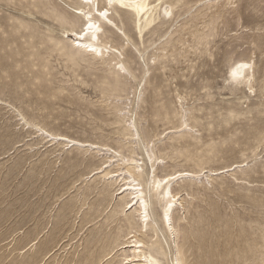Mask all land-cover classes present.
Returning <instances> with one entry per match:
<instances>
[{"label": "bare ground", "instance_id": "obj_1", "mask_svg": "<svg viewBox=\"0 0 264 264\" xmlns=\"http://www.w3.org/2000/svg\"><path fill=\"white\" fill-rule=\"evenodd\" d=\"M10 1H15L14 3H17L22 10L25 9L26 15L10 16V18L7 17L6 22L0 21V35H2L0 36V69L6 71L4 76L0 75L2 79L0 87L2 89L9 87L8 91L12 99L21 100L27 106L37 102L38 105L43 104L40 109L48 108L47 102L51 103L53 99H57L65 89L62 85L50 87V83H47L52 80L48 78L50 68L46 58L55 53L57 58L64 60V67L72 70L73 79L71 80L79 87L87 86L90 80L78 73V69L81 68L82 72H86V76L93 78L92 86L100 92L101 103L112 109L110 112L113 118L110 120L112 125L117 124L115 128L113 127V133L117 134V142L121 138H129L137 145L139 141L134 138L141 134L146 159L152 162L151 169L144 176L140 171L138 159L134 158L136 151L134 147H128V154L123 155L120 146L111 147L106 143L87 142L53 129L49 130L44 124L35 120L33 115L27 116L21 108L18 109L21 124L35 129V132L40 133L41 139L49 137L48 141L51 143L61 140L58 143L61 144V148H65L68 144L88 146L89 148L80 151L83 155L91 147L95 148L93 145H97L98 151L102 149L111 151L109 160L119 156L120 160L133 161L130 166L124 168L123 176L121 172L118 173L121 168L101 170L102 165L108 160L92 165L87 172L102 171L100 179L105 184L98 193L101 195L107 188H111V193L108 200L101 195L102 197L96 202L88 204L86 210L83 208L86 203L84 201L77 206L75 215L77 217L79 214L78 217H81L79 229L98 219L109 207L107 214L103 217L104 221L95 231L98 232L109 221L117 220L118 222L113 230H108L109 234L106 235L109 237L96 251L87 250L82 254V259L75 260L74 254L79 245L75 246L66 264H190L188 253L191 252L192 244L189 238L191 236L201 238L198 230H201L202 217L198 213L188 225L183 221L187 218L186 204H190L194 198L206 191L207 185H204L202 180L212 184L217 180L214 175L232 170V173H229L232 181L243 184V188L248 190L249 185L246 184L250 181H245V176L256 169L243 161L237 164H226L219 168H213L204 162L196 163L190 169H173L163 175L156 174L155 163L167 158L172 159L175 153L185 155L191 160L193 157L188 154V147L193 144L195 150L200 148L197 146V135L194 129L199 120L198 116L192 114V108L184 105V96L180 92L175 90L173 97L175 101L164 98L165 95L161 89L164 85L161 83L160 75L163 74L162 70L167 66L166 63L175 57L179 44H184V52L193 53L196 59H201L205 53H208L209 58L212 57L213 52H210V47H212L214 35L218 32L217 25L220 20L227 23L232 18L238 24L241 19V13L235 4L237 0H69L72 2V8L64 7L55 0ZM102 12L106 15L101 16ZM230 13L235 14L229 19L226 15ZM31 16H34L35 20ZM39 18L44 19V22L56 24L58 31L54 33L53 26L48 23L42 27L38 22ZM179 19H181L180 23H178ZM89 25L92 27L89 28ZM185 29H188V32H185L187 36L183 34ZM146 35L148 36L145 38ZM253 40L258 47L264 42L263 33ZM125 41L127 45L131 43L134 46L132 47L138 53L137 56L131 55L130 50V53L126 51L123 53ZM14 43L15 45L12 46ZM246 54L244 52L236 58L228 57V76L224 77L223 82H225L224 87H229L231 91L242 90L250 94L255 91V62L252 60L253 57ZM136 57L142 58L140 69L136 68V64H139L138 58L137 62L135 60ZM97 65L100 66L98 70L100 72L93 70ZM190 68H196V65H191ZM151 70L154 73L151 74ZM25 83H30L32 87H23ZM261 85L264 86V83L262 82ZM147 90L149 94L145 96ZM173 101L178 103V107ZM263 104L260 102L259 105ZM145 107L146 117H144L145 113L140 111ZM237 110H228L230 116L238 119V115L241 114L243 117L242 114L247 111L249 113L251 109L247 108L244 112ZM257 111L259 114L262 109ZM48 117L49 114L43 118ZM173 118H176V124L171 128L178 130L169 131L167 138L174 139L179 144H170L171 150L168 152L165 146L155 150L153 137H158L159 134H151L149 127H141V132H137V124L141 122V119L156 124L159 121L171 122ZM252 128L251 134L257 141L259 143L264 141L263 129L257 124ZM174 133L175 135H172ZM218 151L219 149H215L213 145L201 147L206 161L215 157ZM258 155V152H254L253 159H256ZM76 158L68 157L66 167L72 169L79 164L78 159L83 161V158ZM244 166L247 169H244ZM120 180L123 184L115 188ZM222 181V179L216 181L217 186L222 187L224 184ZM91 188L92 186L85 185V199ZM116 195L119 197H115ZM148 200L152 201L154 208L159 206L156 215L160 226L149 217ZM210 206L211 212H214L216 207L212 203ZM129 210L131 211L128 212ZM234 225H237V237L242 243V254L250 253L255 256L251 262L247 263L264 264V215L260 218L246 219L233 214L225 222L224 228L233 230ZM162 229L166 231L167 237L172 239L174 252L171 251L167 237L158 235V230ZM37 233L38 230H34L31 233L33 238L27 241L32 250L39 242ZM27 238L29 233L26 235ZM94 238L86 240L85 248L92 241L100 240ZM59 241L60 239L55 240L48 236L36 252L40 257L39 260L37 256L34 257L33 264H39V261L44 260L53 247L59 245ZM60 249L61 246L58 250ZM58 262L57 259L55 264H59Z\"/></svg>", "mask_w": 264, "mask_h": 264}, {"label": "rangeland", "instance_id": "obj_2", "mask_svg": "<svg viewBox=\"0 0 264 264\" xmlns=\"http://www.w3.org/2000/svg\"><path fill=\"white\" fill-rule=\"evenodd\" d=\"M55 1L64 7L72 8V2L69 0ZM14 2L0 0L1 22H6L10 16L26 15L25 9L22 10ZM236 2L241 19L236 24L231 18L235 13H230L226 15L229 19L231 18L229 22L223 23V20H220L217 25L218 32L213 37L214 44L211 43L212 47H210V52H213L212 57L209 58L208 53H205L206 55L203 54L201 59H196L193 53L184 52V44H179V49L175 51V57L166 63L167 66L162 70L163 74L160 75L161 83L164 85L161 88L165 95L164 98L175 101L173 98L175 90L180 92L184 96V105L192 108V114L198 116L200 121L198 120L194 129L197 135V146L200 148L195 150L193 144L188 147L187 152L193 157L191 160L185 155L175 153L172 159L167 158L155 163L156 174L163 175L173 169H190L196 163L204 162L213 168H219L226 164H237L243 161V163L248 162L256 169L245 176V181H250L249 184H246L249 185L248 190L243 188V184L232 181V177L229 175L232 170L214 175L216 181L219 179L224 181L222 187L217 186L216 181L210 184L202 180L204 185H207L206 191L194 198L190 204H186L187 218L183 221L188 225L198 213L202 217L201 230H198L201 238L192 236L189 238V242L192 244L191 252L188 253L190 264H246L251 262L255 256L250 253L242 254V243L237 237V225L233 226V230H226L224 225L233 214H238L246 219L249 217L260 218L264 215V141L259 143L251 134L252 127L256 124L264 131V104L259 105L260 102L264 103V86L261 85L262 82L264 83L262 81L264 79V42L260 43L261 45L259 44L258 47H256V43H253V39L257 35L262 33L264 35V0H237ZM31 18L35 20L34 16ZM38 22L42 27L48 23L40 18ZM50 26H53L54 33L59 29L56 24H50ZM185 32H188V29L183 30V34ZM130 44L127 45L125 41L123 53H130V50L134 52H131V55L137 56L138 53L133 48L134 46ZM226 50L228 53L225 52ZM244 52L249 57H253L252 60L255 62V91L250 94L242 90L231 91L229 87H224L225 82H223L224 77L228 76V57L236 58L237 55ZM140 58L137 59L140 64H136V68L139 67L137 69L141 68L142 58L141 61ZM46 59L49 61L50 68L48 78L52 80L47 83H50V87L62 85L65 88L63 94L61 93L57 99H53L51 103L47 102L48 108L40 109L43 104L38 105L37 102H32L27 106L21 100L12 99L8 91L9 87L3 89L0 87V264H33L34 257L37 256V260H39L40 257L36 252L48 236L55 240L60 239L59 245L53 247L45 259L39 261V264H55L57 259L59 264H66L74 247L78 245L74 254L75 260L82 259V254L87 250L96 251L101 243L109 237L106 235L109 234L108 230H113L118 221H109L98 232L95 231L104 221L103 217L107 214L109 207L102 216L87 223L80 230L81 217H78L79 214L77 217L75 215L77 206L84 201L86 203L83 208L86 210L88 204L91 205L102 196L108 200L111 188L104 190L102 196L98 193L105 184L100 179L103 169L121 168L118 173L121 172L120 174L123 176L124 168L133 162L130 159L120 160L119 156L109 160L111 151L106 149L98 151L97 145H93L95 148L91 147L83 155L80 154V151L89 148L88 146L68 144L65 148H61V144H58L61 140L51 143L48 141L49 137L41 139L39 132L21 124L18 109L21 108L27 116L33 115L35 120L44 124L49 130L53 129L62 134H68L72 138L87 140V142L106 143L111 147L120 146L123 155L128 154V147H134L136 150L134 158L138 159L143 175L145 176L151 169L152 162L146 159L141 134L134 138L139 141L137 145L129 138H121L117 142V134L113 133L117 124L112 125L111 123L112 109L110 106L108 108L104 105L103 102L101 103L100 92L92 86L93 78L86 76V72H82L81 68L78 69V73L82 76L85 75L86 79L90 80L87 86L79 87L71 80L73 79L72 70L64 67L63 59L57 58L55 53L50 57L47 56ZM191 65H196V68L191 69ZM99 69L100 66L97 65L93 70L100 72ZM2 71L0 69V75L4 76L6 71ZM150 72L154 73L153 70ZM158 72L156 71L157 74H160ZM1 82L2 79H0V85ZM23 87L31 88L32 85L25 83ZM73 88L75 89L72 90ZM148 92L147 90L145 96L149 94ZM175 105L178 107V103ZM247 108L251 109L249 113ZM260 108L262 112L258 114L257 110ZM231 109L242 110V112L246 110L247 113H243V117L241 114L238 115L237 119L230 116L228 110ZM140 111L145 113L146 107ZM48 114L49 117L44 119L43 117ZM144 115V117L147 116L146 113ZM174 124H176V118H173L171 122L159 121L156 124L141 119V122L137 124V132H141V127H149L151 134H159L158 137H153L155 150L165 146L168 152L171 150L170 144H179L176 140L167 138L171 131L178 130L171 128ZM208 145H213L219 151L215 157L206 161L205 153L201 152V147L206 148ZM254 152L259 154L256 159H253L252 156ZM68 157L83 158V161L78 159L79 164L69 169L66 167ZM102 160H108L102 165V171L87 173L92 165H98ZM244 169L247 167L244 166ZM200 177L203 176L200 175ZM106 181L108 180L106 179ZM122 184L123 181L120 180L116 183L115 188L118 185L121 187ZM85 185H90L93 188L87 193L86 199L84 198ZM115 197L118 198L119 195ZM211 203L216 207L214 212H211ZM148 211L149 217L160 226L156 215L159 206L154 208L152 201L148 200ZM34 230H38L37 240L39 242L32 250L27 241L33 238L31 233ZM27 233H29V238L26 239ZM158 235L167 237V233L163 229L158 230ZM90 238L100 240L92 241L85 248V242ZM167 239L171 251L174 252L172 239L170 240L168 237ZM59 246H61L60 250H58Z\"/></svg>", "mask_w": 264, "mask_h": 264}, {"label": "snow or ice", "instance_id": "obj_3", "mask_svg": "<svg viewBox=\"0 0 264 264\" xmlns=\"http://www.w3.org/2000/svg\"><path fill=\"white\" fill-rule=\"evenodd\" d=\"M100 15H101V16H105V15H106V13H103V12H102V13H100ZM88 27H89V28H91V27H92V25H89Z\"/></svg>", "mask_w": 264, "mask_h": 264}]
</instances>
